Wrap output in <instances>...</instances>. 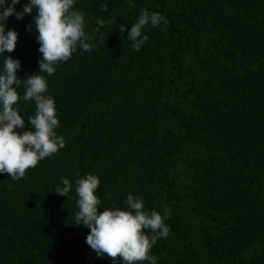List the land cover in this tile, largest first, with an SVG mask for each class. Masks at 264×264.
<instances>
[{
  "label": "trees",
  "instance_id": "trees-1",
  "mask_svg": "<svg viewBox=\"0 0 264 264\" xmlns=\"http://www.w3.org/2000/svg\"><path fill=\"white\" fill-rule=\"evenodd\" d=\"M74 7L90 50L78 47L46 77L65 144L20 180L0 174V264H113L72 224L74 180L86 173L100 179V210L125 207L132 193L169 213L168 235L151 249L157 264H264V0ZM141 8L167 22L146 26L136 51L126 36ZM34 15L6 22L18 34L6 54L20 60V78L39 70L37 33L26 28ZM21 107L24 131L35 108ZM63 177L73 182L67 196L54 190Z\"/></svg>",
  "mask_w": 264,
  "mask_h": 264
},
{
  "label": "clouds",
  "instance_id": "clouds-1",
  "mask_svg": "<svg viewBox=\"0 0 264 264\" xmlns=\"http://www.w3.org/2000/svg\"><path fill=\"white\" fill-rule=\"evenodd\" d=\"M19 0H0V174H7L13 180H20L26 170L35 168L38 162L51 157L64 147L65 141L56 129L60 122L56 115L53 97L48 94L46 77L52 76L56 66L71 58L79 47L90 50V36L86 34L84 15L75 9L76 0H26L20 11L15 10ZM133 6V0H128ZM100 9L107 11L101 3ZM35 10L32 22L26 25L28 30L35 29L39 42V70L20 78L17 70L20 60L6 53H11L17 41L14 29L6 30L10 15L22 19L25 14ZM166 23V18L159 12H149L141 8L137 19L127 30V39L134 50L139 51L148 40L144 33L146 26H158ZM98 26L104 21L97 18ZM124 25L120 28L123 31ZM23 89L21 94L18 90ZM31 101L34 114L27 119L30 127L23 128L24 117L20 114L25 108L21 102ZM100 179L96 174L77 175L74 180L76 211L74 225L86 226L90 231L86 244L98 256L112 258L113 264H157V257L151 249L160 238H166L169 232L163 215L156 210L145 208L143 200L128 193L123 203L125 207H103L102 200L96 194ZM73 189V182L61 178V184L54 190L58 195H68ZM110 199V195L108 196Z\"/></svg>",
  "mask_w": 264,
  "mask_h": 264
},
{
  "label": "rangeland",
  "instance_id": "rangeland-1",
  "mask_svg": "<svg viewBox=\"0 0 264 264\" xmlns=\"http://www.w3.org/2000/svg\"><path fill=\"white\" fill-rule=\"evenodd\" d=\"M16 131H20V132H22V131H23V128L16 129Z\"/></svg>",
  "mask_w": 264,
  "mask_h": 264
}]
</instances>
